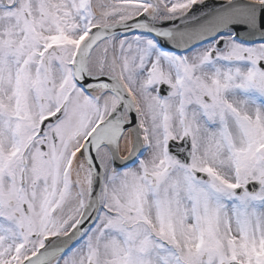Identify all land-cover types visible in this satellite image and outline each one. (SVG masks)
Wrapping results in <instances>:
<instances>
[{"label": "snow or ice", "instance_id": "6c2138e0", "mask_svg": "<svg viewBox=\"0 0 264 264\" xmlns=\"http://www.w3.org/2000/svg\"><path fill=\"white\" fill-rule=\"evenodd\" d=\"M0 264H264V0H0Z\"/></svg>", "mask_w": 264, "mask_h": 264}]
</instances>
